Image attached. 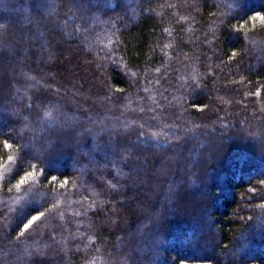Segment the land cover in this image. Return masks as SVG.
<instances>
[{
	"label": "trees",
	"instance_id": "1",
	"mask_svg": "<svg viewBox=\"0 0 264 264\" xmlns=\"http://www.w3.org/2000/svg\"><path fill=\"white\" fill-rule=\"evenodd\" d=\"M260 16L264 0H0L19 65L0 87V264H264ZM192 192L208 200L186 217Z\"/></svg>",
	"mask_w": 264,
	"mask_h": 264
},
{
	"label": "rangeland",
	"instance_id": "2",
	"mask_svg": "<svg viewBox=\"0 0 264 264\" xmlns=\"http://www.w3.org/2000/svg\"><path fill=\"white\" fill-rule=\"evenodd\" d=\"M43 23H41V25H42V27H44V28H48V27H52V26H55V27H57V28H59L58 27V23H57V21H53L52 19H49L50 17L48 16H43ZM12 25H13V27H16V26H22V24H21V22H19V21H17L16 23H12ZM67 26L68 27H66L67 28V30L68 31H71V27L69 26V24H67ZM35 33H37V34H35V38L33 37V35L32 36H30L29 38H27V40H28V42L31 44V45H33L34 44V42H35V40H36V37H38L39 38V32H35ZM71 39H73V36H72V34L69 36ZM20 41H24L23 39H20ZM55 44H57V45H60V46H66L67 47V45H65V43L63 44L62 43V41L60 40V39H56L55 41ZM13 45H18V44H16V41H14V43H13ZM14 50V48H13V46H11V47H7V46H4V45H2L1 43H0V56H2L3 54H5L4 55V57H3V61H2V63H1V65H0V87L2 86V85H4L5 86V84L7 83V82H9L10 80H12L11 78H13V77H15V76H17V72H18V64H16L15 62H14V64H10V63H8V57L9 56H12V52L11 51H13ZM88 61H86V63H87ZM58 63H59V65L62 67V68H65L66 69V65L68 64V62H67V59H66V61H65V57H62V61H58ZM82 63V62H81ZM82 66V67H81ZM81 66H79V68L77 69V71L78 72H80V73H83L84 72V70L86 69V67L88 66L87 64H85V66L86 67H84L83 66V64L81 65ZM73 69H75L74 67H73ZM73 71V70H72ZM68 73L70 74L71 73V71L69 70V68H68ZM3 86V87H4ZM2 88V87H1ZM4 90V89H3ZM6 93V92H5ZM83 99H88V96L87 95H84L83 96ZM90 100V99H89ZM208 123H211V121L210 122H208ZM226 134V133H225ZM225 134H223L224 136H225ZM227 135V134H226ZM218 137V136H217ZM220 138V137H219ZM233 139H235V137H233ZM176 155V154H175ZM161 156H162V154H161ZM160 156V157H161ZM160 160H162V162H164V159L161 157L160 158ZM175 158L173 159V161H172V163H169L170 165L169 166H165V165H163V167H157V168H155L154 169V171H153V175H152V177L154 178V182H158V183H164V181L162 180V178H163V175H164V172L166 171L167 172V169L168 170H170V171H173L174 169H177L176 167H178L179 166V163H177V164H175ZM163 164H165V163H163ZM186 165H185V167H184V169H185V171H188V174L189 173H191V171H189V168H190V162L188 163V162H186L185 163ZM189 165V166H188ZM179 169V168H178ZM182 170L180 169V171H178V173L180 174V173H182L181 172ZM179 174H177V175H179ZM184 175V174H183ZM182 175V176H183ZM180 177H179V179H178V184H183V181H184V179H183V177L181 176V175H179ZM118 179V178H117ZM209 177L207 176L206 177V179H205V182H206V184H208V181H209ZM118 180H120V179H118ZM151 183H152V185H151V189L150 190H147V189H143V190H140L139 192H140V194L141 195H143L149 202H150V204H153V205H156L155 206V208H154V211H156L157 213H158V211L160 210V208H161V206L162 205H164L166 202H165V200L162 198V196H161V194H160V191H159V187L157 188H153V182H152V180L150 181ZM154 184H156V183H154ZM178 189V188H177ZM176 188L174 189V190H177ZM190 194V193H189ZM193 195V196H192ZM168 199H171V197H173V194L171 193L170 194V192H169V194H168ZM129 199H131V197L129 198ZM202 199V196H200L199 195V193H194V192H192V194H190L189 195V198H188V200H187V206H186V211L189 209V207L191 206V203H193V201H197V200H201ZM125 200H126V198H125ZM125 200L123 199V200H120V201H123V202H125ZM126 209H128V208H126ZM130 210H133V209H130ZM129 209H128V211H130ZM149 211H150V209H148V208H146V207H141L140 209H138L137 210V212L135 213V216H137L138 217V222L140 221V223L143 221V220H145V221H143L142 222V227L143 228H145V226H147V224L150 222L149 220H151V222L153 221V219L154 218H152V219H149ZM198 213V212H197ZM205 213H206V216L207 217H209L210 218V211H208V210H205ZM140 216V217H139ZM145 218V219H144ZM148 220V221H147ZM139 223V224H140ZM141 225V224H140ZM139 225V226H140ZM213 236H216L215 235V233L213 234Z\"/></svg>",
	"mask_w": 264,
	"mask_h": 264
},
{
	"label": "bare ground",
	"instance_id": "3",
	"mask_svg": "<svg viewBox=\"0 0 264 264\" xmlns=\"http://www.w3.org/2000/svg\"><path fill=\"white\" fill-rule=\"evenodd\" d=\"M207 200L208 199L205 200L204 198H202L201 200L193 201V203H191V206L187 210V213L185 214L186 217H193V216H195L197 214V212L201 209V207L205 205V202Z\"/></svg>",
	"mask_w": 264,
	"mask_h": 264
},
{
	"label": "snow or ice",
	"instance_id": "4",
	"mask_svg": "<svg viewBox=\"0 0 264 264\" xmlns=\"http://www.w3.org/2000/svg\"><path fill=\"white\" fill-rule=\"evenodd\" d=\"M257 16H259V13H257ZM253 18H255V17H253ZM260 19H261V20H264V16H260ZM32 175H33V174H32L31 172L27 173V174H26V177H22V178H21V180L19 181V184L17 185V187H19V186L22 185V184H25V183H26V179H27V177H30V176H32ZM52 179L55 180L56 177H52ZM41 215H42V214H41ZM39 219H40L39 216H34L32 220H30L27 224L24 225V228H25V229H28L29 226L33 223V221H35V220H39Z\"/></svg>",
	"mask_w": 264,
	"mask_h": 264
},
{
	"label": "clouds",
	"instance_id": "5",
	"mask_svg": "<svg viewBox=\"0 0 264 264\" xmlns=\"http://www.w3.org/2000/svg\"><path fill=\"white\" fill-rule=\"evenodd\" d=\"M21 180V179H20Z\"/></svg>",
	"mask_w": 264,
	"mask_h": 264
}]
</instances>
